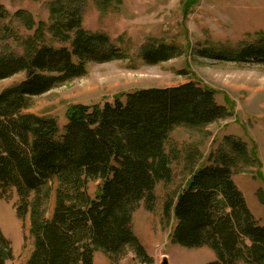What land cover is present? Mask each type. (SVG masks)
<instances>
[{"label": "trees", "instance_id": "16d2710c", "mask_svg": "<svg viewBox=\"0 0 264 264\" xmlns=\"http://www.w3.org/2000/svg\"><path fill=\"white\" fill-rule=\"evenodd\" d=\"M83 2L58 0L51 8L50 31L70 41V47L39 46V38L27 44L25 54L0 53V81L26 76L0 93V190H14L18 217L29 216L34 247L27 264H94L96 251L118 258L129 246L147 258L133 232V214L142 202L153 209L157 185L173 179L177 155L167 149L170 134L180 125L206 126L226 116L214 91L191 82L138 90L126 102L117 98L104 106H73L63 133L56 119L27 112L32 97L84 77L89 63L127 58L106 35L83 28ZM6 18L0 6V21ZM180 51L154 43L140 56L157 65ZM199 54L264 64V36L240 50L203 49ZM227 140L231 152L247 156L243 142ZM235 157L221 150L212 165L192 172L176 201L165 204L164 214L176 220V244L215 252L217 259L208 264H264V226L233 180ZM90 181H100L94 197L88 193ZM52 192L54 209L47 217ZM12 257L0 228V264Z\"/></svg>", "mask_w": 264, "mask_h": 264}, {"label": "rangeland", "instance_id": "374dc122", "mask_svg": "<svg viewBox=\"0 0 264 264\" xmlns=\"http://www.w3.org/2000/svg\"><path fill=\"white\" fill-rule=\"evenodd\" d=\"M58 0H0L8 18L0 21V53L25 54L27 44L70 47L50 31L51 8ZM83 28L106 35L121 48L126 59L89 63L87 74L50 92L30 99L27 112L57 120L60 133L67 113L76 105L104 106L142 89L170 88L186 83L214 91L215 101L226 116L210 125H180L170 134L167 149L177 158L173 179L159 183L156 202L149 210L142 202L133 214V232L147 258L127 247L118 258L96 251L94 264H208L217 259L209 247L185 248L174 242L176 220L166 217L164 206L176 201L192 172L212 165L221 150L231 152L228 138L243 142L246 157H235L232 177L260 226H264V64L233 62L202 57L203 49L240 50L264 36V0H84ZM28 17L33 22L29 29ZM41 27L42 33L40 32ZM165 43L178 47L180 55L150 65L141 58L144 47ZM21 73L0 81V93L25 79ZM194 162V166H190ZM100 181H90L94 197ZM55 193L46 203L47 217L53 213ZM19 197L13 190H0V228L10 241L13 257L7 264H27L34 247L29 216L18 217ZM239 264H247L245 261Z\"/></svg>", "mask_w": 264, "mask_h": 264}, {"label": "water", "instance_id": "95a60500", "mask_svg": "<svg viewBox=\"0 0 264 264\" xmlns=\"http://www.w3.org/2000/svg\"><path fill=\"white\" fill-rule=\"evenodd\" d=\"M161 264H169V261H168V259L166 258V257H164L163 258V261H162V263Z\"/></svg>", "mask_w": 264, "mask_h": 264}]
</instances>
